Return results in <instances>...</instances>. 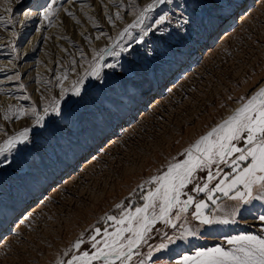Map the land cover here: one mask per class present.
<instances>
[{
    "label": "rangeland",
    "instance_id": "1",
    "mask_svg": "<svg viewBox=\"0 0 264 264\" xmlns=\"http://www.w3.org/2000/svg\"><path fill=\"white\" fill-rule=\"evenodd\" d=\"M151 2L0 0V145L30 130L25 143L0 155V264H67L94 254L93 229L101 241L117 227L104 217L119 218L117 204L141 207L155 187L144 182L174 158L183 162L184 149L264 84V0H174L149 13L143 27L162 11L188 24L166 25V33L133 45L134 55L105 56L102 63L119 66L104 69V83L88 78L81 97L61 99V86L70 89L101 49L133 43L139 28L130 29L132 39L119 34ZM49 5L55 12L45 19ZM54 100L61 115L37 125L32 109L44 115ZM237 146L246 147L243 140ZM206 177L197 171L181 199L190 195L207 204L206 215L226 218L235 201L217 193L213 203L194 190ZM194 213L193 205L174 219L176 228L159 222L131 264H178L215 247L231 251L227 241L236 236L264 238V201L242 205L227 224L203 225ZM186 231L194 235L168 242ZM81 234L80 248H72ZM161 243L167 247L157 250Z\"/></svg>",
    "mask_w": 264,
    "mask_h": 264
},
{
    "label": "snow or ice",
    "instance_id": "2",
    "mask_svg": "<svg viewBox=\"0 0 264 264\" xmlns=\"http://www.w3.org/2000/svg\"><path fill=\"white\" fill-rule=\"evenodd\" d=\"M55 2L56 0H52L53 4ZM173 3L174 0H152L147 4L139 11L137 21L119 34L120 39H132L130 29L139 28L140 35L133 40V43L125 46L118 40L110 48L101 49L94 56L93 62L89 64L84 75L79 76L70 89L61 86V99L64 98L66 92H70L72 96L81 97L83 85L88 78L104 83L106 77L104 69L115 70L119 66V60L116 63H102L105 56L119 58L122 54L134 55L133 45L145 44L147 37L155 35L157 31L161 34L166 33V25L173 23L179 25L181 21L182 24H188V19L183 15L174 21L169 13L162 11L152 25L143 27L149 13L154 12L160 5ZM176 7L180 8L181 5L177 3ZM54 12L53 7L49 5L44 13L45 19H48ZM145 54L151 55V50H147ZM63 79H67V75ZM239 103L240 107L235 109L232 115L184 149L182 155L186 158L183 162H178L174 158L169 162L163 174L153 176L144 182L149 185L154 184L155 187L143 196L144 204L141 207H136L132 211L125 210L124 205L117 204L116 207L121 209L122 215L119 218L113 215L104 217L106 221L114 222L117 227L113 232H104L101 241L96 239L97 235L101 234V230L93 229L95 234L90 236V240L94 242L92 244V247L96 249L94 254L84 252L81 256H73L67 264H93L94 261H99L101 264H117V262L131 264L134 254L141 244L147 241L149 233L157 222L176 228L173 220H180L190 206L194 205L195 218L203 225L227 224L238 215L242 205H248L254 200L264 201V86L259 87L250 96L240 97ZM18 111L20 115H23V109ZM32 112L36 124L43 127V121L47 115L50 113L56 116L61 115L60 100H54L46 106L44 115H40L35 108ZM29 131L25 128L9 138L5 144L0 145V155L11 152L18 144L25 143ZM241 140L246 147L237 146V142ZM241 162L247 163L241 167ZM221 164L228 165L232 172L222 175L219 168ZM214 165L216 166L215 171L212 170ZM204 170H207L206 181L202 185L197 183L194 190L198 193H205L207 199L213 203H216L214 197L217 193L235 201L236 205L226 218L218 219L206 215L204 210L207 204L204 201L195 203L190 195L185 200L181 199V196L185 195L184 189L193 183L196 172ZM214 180L217 182L210 187ZM140 187L143 188L144 185ZM260 219L264 221V215ZM186 235H194V233L181 232L178 237H167V240L169 243H174L176 239H184ZM82 242L83 234L74 242L72 248L79 249ZM227 243L232 246L231 251L215 247L197 252L195 257L183 256L178 264H264V238L240 235L229 239ZM166 247L167 244L161 243L157 250Z\"/></svg>",
    "mask_w": 264,
    "mask_h": 264
},
{
    "label": "bare ground",
    "instance_id": "3",
    "mask_svg": "<svg viewBox=\"0 0 264 264\" xmlns=\"http://www.w3.org/2000/svg\"><path fill=\"white\" fill-rule=\"evenodd\" d=\"M262 86H264V84L261 85V87H262ZM239 107H240V106H237L236 109L239 108ZM234 111H235V110H234ZM234 111H233V112H234ZM233 112H232V114H233ZM232 114H231V115H232ZM158 223H159V222H157V223L153 226L152 230H154L155 226H156ZM151 232H152V231H151ZM151 232H150V233H151ZM150 233H149V234H150ZM95 262H97V261H94L93 263H95Z\"/></svg>",
    "mask_w": 264,
    "mask_h": 264
},
{
    "label": "crops",
    "instance_id": "4",
    "mask_svg": "<svg viewBox=\"0 0 264 264\" xmlns=\"http://www.w3.org/2000/svg\"><path fill=\"white\" fill-rule=\"evenodd\" d=\"M245 146H246V145H245ZM242 163H243V165H244V164H246L247 162H241V164H242Z\"/></svg>",
    "mask_w": 264,
    "mask_h": 264
}]
</instances>
